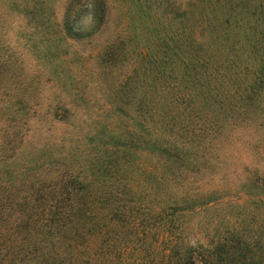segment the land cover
I'll return each instance as SVG.
<instances>
[{
	"label": "trees",
	"instance_id": "1",
	"mask_svg": "<svg viewBox=\"0 0 264 264\" xmlns=\"http://www.w3.org/2000/svg\"><path fill=\"white\" fill-rule=\"evenodd\" d=\"M5 3L47 41L85 43L50 55L69 96L56 116L92 126L24 149L10 127L37 100L15 96L0 264H264V0H70L63 24L56 0H0V29ZM4 46L10 96L27 82ZM236 129L244 172L228 176Z\"/></svg>",
	"mask_w": 264,
	"mask_h": 264
},
{
	"label": "rangeland",
	"instance_id": "2",
	"mask_svg": "<svg viewBox=\"0 0 264 264\" xmlns=\"http://www.w3.org/2000/svg\"><path fill=\"white\" fill-rule=\"evenodd\" d=\"M69 1L56 0V3H54V16L60 24H63ZM3 10L6 12V24L0 29V39L2 46L4 42L5 46L9 45V48L4 46L5 49L2 50L6 53L12 52L15 56H18L20 62L19 64L12 62L7 69V74H18L20 69L23 68L20 75L27 82V85L22 89L13 90L10 96L0 93V143L8 127L7 124L10 122L9 119L13 116L12 112L17 108L13 105L15 96L33 97L37 100L36 104H30L28 114L24 116L22 123L25 120H27V123L24 126H14L12 124L10 127L11 129L21 128L24 149L34 143H45L49 140V128L54 135L50 139L53 142L61 140L62 135L70 130L69 126H92L90 122H84L85 118L82 116L84 111H78L68 119L56 116L57 103H63L69 96L62 90L65 76L55 69L50 55L54 51L60 55L61 52L57 50L65 48L68 50L69 55L77 51L78 57L82 56L85 43L71 38L68 39L67 43L61 45L55 44L52 40L47 41L44 37L53 32L51 27V29H45L37 28L33 24L27 25L31 16L22 10H9L6 3L3 5ZM47 15H50V11ZM66 46L68 47L66 48ZM75 72L80 76L78 71ZM244 133L246 132L240 129H236L232 133L229 132L228 139L224 142L228 152L225 159L230 158L223 166L228 167V176H233V172H244V168L240 163L244 157L241 158L242 160L238 159L240 158L238 151L242 149L239 137L243 136ZM244 136L246 137L247 134Z\"/></svg>",
	"mask_w": 264,
	"mask_h": 264
}]
</instances>
